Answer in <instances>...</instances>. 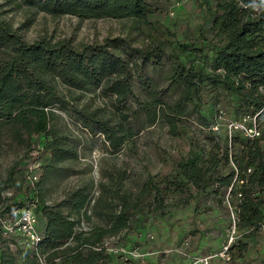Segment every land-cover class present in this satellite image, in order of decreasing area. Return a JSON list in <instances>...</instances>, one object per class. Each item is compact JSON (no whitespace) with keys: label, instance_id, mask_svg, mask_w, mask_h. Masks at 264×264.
<instances>
[{"label":"trees","instance_id":"1","mask_svg":"<svg viewBox=\"0 0 264 264\" xmlns=\"http://www.w3.org/2000/svg\"><path fill=\"white\" fill-rule=\"evenodd\" d=\"M19 1L52 16L133 18L146 23L161 10L163 2ZM211 25L207 30L214 32L215 38L222 36L217 41L201 29L183 40H160L138 47L124 37L79 45L70 38L52 40L48 36L27 41L18 29L0 19V158L7 138L34 150L37 142L30 139L32 135L52 136L46 137L43 148L52 158L44 166L47 171L34 189L36 198L31 200L42 236L38 250L45 255V264H110L113 255L104 245L110 237L123 242L129 231L150 215L163 218L173 205L186 206L191 200L200 205L227 193L237 231L243 237L230 249L232 258H242L250 241L264 231V0H220ZM58 82L80 91L101 88L124 105L138 99L135 88L140 89L152 99L143 107L150 123L160 115L171 136L184 137L189 132L187 122L196 118L199 125L209 129L207 141L203 145L191 142L187 156L176 160L170 173L149 175L136 190L124 185V172L105 173L109 181L99 184V196L88 216L96 217L98 223L87 230L80 228L81 211L92 199L93 180L52 205L41 187L48 171L60 170L59 163L76 160L79 152L75 142H67V136L50 129L53 108L79 121L90 135L106 136L113 152L131 142L134 131L127 114L114 123L101 115L100 109L74 105L60 93ZM205 95L214 97V107L233 103L236 113H259L261 135L250 139L237 131L224 139L217 137L202 112ZM13 174L14 167L8 181ZM4 188L0 186V191ZM170 197H177L176 203L167 202ZM24 205L28 204L11 200L0 214ZM64 206L71 211L65 213ZM30 251L34 255H28L29 259L43 264L38 253ZM9 263L13 261L1 252L0 264Z\"/></svg>","mask_w":264,"mask_h":264},{"label":"rangeland","instance_id":"2","mask_svg":"<svg viewBox=\"0 0 264 264\" xmlns=\"http://www.w3.org/2000/svg\"><path fill=\"white\" fill-rule=\"evenodd\" d=\"M219 1L163 0L161 10L152 14L149 23H146L133 18L52 16L23 5L19 0H0V19L18 29L27 41L48 36L52 40L70 38L75 45H79L124 37L135 46L147 47L160 40H183L185 36L199 34L201 29L209 30ZM207 34L214 41L222 38H215L214 32L208 31ZM180 57L184 58L183 55ZM161 85L164 86V83L161 82ZM57 87L64 98L74 105L88 110L100 109V114L114 123L127 114L128 124L134 131L131 142L125 143L120 151L113 152L105 141L106 136L90 135L79 121L58 107L53 108L50 129L57 135L67 136V142H75L79 152L76 160L59 163L60 170L48 171L41 187L47 203L52 205L62 201L72 190L93 180L92 199L87 208L81 211L80 228L87 230L98 223L96 217L88 216L99 196V184L109 181L105 173L124 172V185L136 190L140 187L138 183L149 175L170 173L174 169V162L187 156L191 142L203 145L207 141L209 129L199 125L196 118L187 122L189 132L184 137L171 136L160 115L150 123L143 107L152 99L140 89L135 88L138 99L132 98L124 105L118 104L114 95L104 94L101 88L80 91L61 82L57 83ZM213 101L214 97L205 95L202 112L210 119L214 134L224 139L229 133L230 121L244 114L242 111L236 113L233 103L214 107ZM219 108L222 110L219 111ZM46 137L52 138L45 134L30 137L37 142V149L34 150L27 149L26 145H17L10 138L6 139L0 158V186H5L0 191V213L11 200L31 204V200L36 198L34 189L47 171L44 166L52 158V153L43 149ZM12 167L13 178L8 181ZM34 176L36 180L32 179ZM176 198H167V202L176 203ZM229 198L227 193L200 205L196 204V200H191L186 206L176 204L167 210L168 214L163 218L150 215L141 226L130 230L123 242L117 237H110L104 242L107 252L113 255L110 264H264L263 230L250 241L248 251L242 258H232L230 249L243 237L237 231L235 211ZM63 211L68 213L71 207L64 206ZM73 216L78 217L75 213ZM0 249L8 255L9 261H13L9 264H37L28 257L34 253L19 243L11 245L10 241L3 240ZM38 257L39 261L45 262V255L41 252Z\"/></svg>","mask_w":264,"mask_h":264},{"label":"built area","instance_id":"3","mask_svg":"<svg viewBox=\"0 0 264 264\" xmlns=\"http://www.w3.org/2000/svg\"><path fill=\"white\" fill-rule=\"evenodd\" d=\"M258 115L259 113L244 114L239 119L230 121L228 125L229 135L231 136L232 133L239 131L244 137L250 139L259 137L261 128ZM32 179L36 180L37 177L34 176ZM3 240L10 241L11 245L19 243L30 250L36 251L39 255L38 245L42 241V236L34 205H24L5 214H0V243ZM1 251L0 249V253Z\"/></svg>","mask_w":264,"mask_h":264}]
</instances>
